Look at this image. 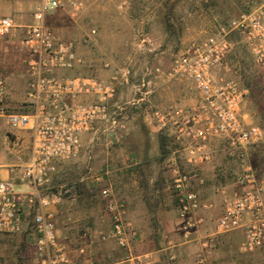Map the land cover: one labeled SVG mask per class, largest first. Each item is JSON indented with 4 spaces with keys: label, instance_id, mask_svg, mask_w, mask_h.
I'll return each instance as SVG.
<instances>
[{
    "label": "built area",
    "instance_id": "obj_1",
    "mask_svg": "<svg viewBox=\"0 0 264 264\" xmlns=\"http://www.w3.org/2000/svg\"><path fill=\"white\" fill-rule=\"evenodd\" d=\"M30 2V22L24 27L21 39L29 112L8 111L7 84L0 72V118L10 129L32 135L31 154L26 163L7 167L6 178L2 177L3 167L0 166V236L30 232L34 264H150L146 258L132 252L123 219L124 205L112 200L110 188L102 189L101 196L111 214V225L96 236L100 241H113L122 252L120 258L109 262L95 260L80 247L79 253L84 259L72 261L56 249L54 216L47 210L49 201L43 188L55 174L57 163L80 156L81 136L96 130L110 136L127 132L124 107L116 98L122 88L131 86L133 72L126 64L114 68L107 78L58 76L61 71L80 66L83 59L75 42L56 35L47 20L58 12L75 18L85 10L87 0ZM18 28L13 17L0 16V36H8ZM95 33L91 31V35ZM230 33H236L253 62L264 67V9H259L230 19L226 28L192 42L172 60L166 75L172 80L185 79L193 85L198 96L196 111L156 109L153 114L162 128L171 129L180 145L168 158L166 167L184 234H190L194 228L192 214L202 207L193 185L202 184L203 178L195 168L222 152L240 160V170L234 179L240 191L231 196L221 191L223 211L216 219L215 231H241L238 250L264 254V179H259L246 161L247 151L264 143V130L246 120L244 90L239 82L215 77L229 52L227 36ZM104 66L109 68V64ZM153 71L162 70L155 67ZM144 87V81L139 83L137 92L143 93ZM19 184L27 186L29 191L19 190ZM0 264H6L5 260L0 258Z\"/></svg>",
    "mask_w": 264,
    "mask_h": 264
},
{
    "label": "crops",
    "instance_id": "obj_2",
    "mask_svg": "<svg viewBox=\"0 0 264 264\" xmlns=\"http://www.w3.org/2000/svg\"><path fill=\"white\" fill-rule=\"evenodd\" d=\"M31 7L29 2H0V12L15 18L20 27L29 22ZM53 16L47 20L50 25ZM24 32V28H19L8 36H0V72L6 80V106L10 112L30 111L26 105L28 78L25 53L21 48ZM148 41V38H134L135 51L128 58L133 72L131 86L122 88L116 98L117 103L124 107L126 123L131 125L130 132L110 136L96 130L84 134L81 136L82 151L77 159V168L70 161L63 162L46 186L50 190L47 210L53 214L56 226V249L72 261L84 259L85 256L79 253L80 247H84L87 255L95 260L109 262L120 258L122 252L113 241H100L96 236L111 225L106 200L100 197L102 189L110 188L112 200L124 205L123 219L130 235L132 252L146 258L150 264L252 263L245 254L237 252L241 231H215L216 219L223 211L221 191L230 196L240 191L235 183H229L217 174L219 170L230 167V161L222 152L216 153L210 162L196 166L203 183L195 182L193 187L200 195L202 207L192 214L194 228L190 234L185 235L182 231L176 195L166 167L168 158L180 149V145L170 128L160 126L153 110L196 111L198 96L188 88L189 85L187 87L168 78L166 73L172 62L167 66L163 53L152 56L149 46L144 44ZM155 67L162 71L155 73ZM113 70L110 68L109 75ZM143 81V93H138L137 85ZM137 121L142 123L141 131L137 128ZM3 128L6 132L3 138L0 137V166L3 167L2 177L6 178L7 167L21 166L29 160L32 135L31 132L10 129L0 118V131ZM125 135L128 136L125 149H116L110 158L99 159L101 154L94 144H99L102 139L120 141ZM182 163L185 164L184 161ZM76 171L78 175L71 184H78L77 194L65 197L61 193L62 187L67 185V177L72 178ZM17 187L21 191H29L25 185ZM67 191L64 190L65 193ZM24 235L31 236L32 253L27 264H34L33 237L30 232H24Z\"/></svg>",
    "mask_w": 264,
    "mask_h": 264
},
{
    "label": "rangeland",
    "instance_id": "obj_3",
    "mask_svg": "<svg viewBox=\"0 0 264 264\" xmlns=\"http://www.w3.org/2000/svg\"><path fill=\"white\" fill-rule=\"evenodd\" d=\"M0 2L31 3L30 0ZM119 5L123 7L118 8ZM259 9H264V0H87L85 10L77 17L71 19L68 15L60 13L51 18V27L56 35L74 41L77 52L83 59L80 66L73 70L61 71L58 76L107 78L110 68L128 64L129 55L135 51L132 44L134 38L136 40L148 38L149 43L144 44L149 46L150 54L155 56L163 53L169 66L192 42L218 33L221 28H226L227 22L232 18ZM6 15V12H0V16ZM17 23L20 26L19 22ZM26 25H22L20 29ZM92 30L96 31L95 35H91ZM227 39L230 43L229 52L223 64L216 70L215 77L235 79L239 82L244 90L243 113L246 120L264 130V67H259L253 62L248 48L236 33L228 34ZM105 64H109L108 69L105 68ZM173 80L187 87L189 85L188 88L196 95L193 85L187 80L182 78ZM127 116L128 121L129 114ZM137 128L142 130L140 121ZM127 129V132H130L131 125L127 124ZM5 132L4 128L1 129V138ZM125 136L120 141L102 139L99 144H94L101 154L99 159L110 158L111 152L116 149H125L128 143V136ZM27 158L28 155L25 161ZM123 158L126 159V154ZM225 158L230 161V167L219 170L217 174L221 179L234 183L235 176L240 170V160L236 156L226 154ZM77 159L70 160L76 168L79 163ZM246 161L255 170L257 177L264 179V143L250 148ZM62 163H57L56 168ZM72 175V178L67 177L65 181L67 185L62 187L61 192L63 196L69 198L78 191V184H71L78 171ZM65 189H68L66 193ZM49 191L46 186L43 188L44 195ZM30 245L31 236L26 237L24 233L18 236H0V258L5 260L6 264H27L28 256L32 253ZM85 251L88 254L87 250ZM237 252L241 253L238 247ZM241 254L252 260L249 264H264L262 252Z\"/></svg>",
    "mask_w": 264,
    "mask_h": 264
}]
</instances>
